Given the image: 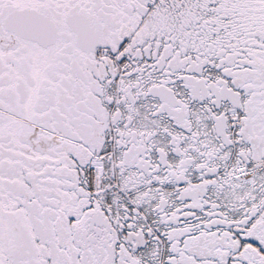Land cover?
<instances>
[{"label": "snow or ice", "instance_id": "1", "mask_svg": "<svg viewBox=\"0 0 264 264\" xmlns=\"http://www.w3.org/2000/svg\"><path fill=\"white\" fill-rule=\"evenodd\" d=\"M0 264H264V0H0Z\"/></svg>", "mask_w": 264, "mask_h": 264}]
</instances>
